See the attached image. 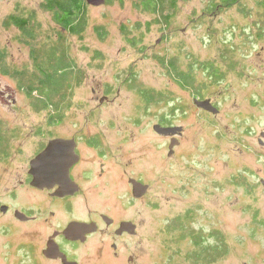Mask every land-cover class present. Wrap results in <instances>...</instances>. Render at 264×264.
<instances>
[{
    "label": "rangeland",
    "instance_id": "obj_1",
    "mask_svg": "<svg viewBox=\"0 0 264 264\" xmlns=\"http://www.w3.org/2000/svg\"><path fill=\"white\" fill-rule=\"evenodd\" d=\"M43 1L0 0V50L5 53L0 61V127L18 132L10 158L0 160V203L17 205V199L29 195L20 187L14 198L9 187L23 175L46 137L45 128L53 129L48 112L58 114V104L64 112L55 131L86 123L115 148L113 169L150 185L143 218L144 242L152 245L145 250L177 249L165 244L168 231L175 233L182 238L177 244L181 250L170 255L177 254L185 264L183 250L190 245L199 249L190 242L195 234L209 255L215 244L225 242L227 252L218 264H264V189L258 182L264 178V32L258 30V1L211 9L220 0H179L172 12L159 9L165 1L153 11L143 0H109L88 6L80 37L64 31ZM27 13L39 24L30 43L8 23L9 14ZM166 14L171 15L164 19ZM95 26L104 30L103 38ZM53 43L56 48H49ZM48 48L42 62H64L74 77L79 70L82 74L65 96L55 86L41 88L50 100L37 91L28 94L37 77L33 54ZM171 61L189 76L179 82ZM213 69L222 78L216 79ZM106 95L108 100L101 102ZM147 96L153 100L146 101ZM195 98H210L218 113L197 106ZM42 100L54 106L42 109ZM156 123L184 128L172 154L170 136L157 133ZM127 176L113 178V186L127 183ZM180 220H185L182 225L169 229ZM35 242L34 231L13 210L0 211V264H38L35 248L29 246Z\"/></svg>",
    "mask_w": 264,
    "mask_h": 264
},
{
    "label": "flooded vegetation",
    "instance_id": "obj_2",
    "mask_svg": "<svg viewBox=\"0 0 264 264\" xmlns=\"http://www.w3.org/2000/svg\"><path fill=\"white\" fill-rule=\"evenodd\" d=\"M104 100H108L107 95L101 98V102ZM60 123L53 122V129L49 125V131L45 128L46 137L30 157L23 175L13 179L17 182L9 187L14 198L20 187H24L29 195L17 199V205L0 203V206H7L3 213L13 210L15 216L18 210L28 217L23 222L36 236V242L29 245L35 248L34 261L38 264H181L180 256L170 255L172 251L180 253L178 246L167 253L166 249L160 250L162 253L154 248L145 250L147 245H152L144 242L147 234L144 233L143 202L149 189L145 194L135 196L130 179L145 182L128 177L126 172L121 175L120 170L112 168L110 158L117 152L103 142L101 133L80 122L71 123V131H62V127L55 131ZM52 139L67 140L60 151L65 157L69 153L70 156L58 161L60 167L57 170H46L53 177L42 179V186L32 185L30 160ZM51 166L52 163L47 162L45 169ZM117 166L121 168V165ZM126 176L127 183L113 186V178L124 179ZM263 181L264 178L260 177L258 182L264 189ZM259 183L256 187L260 186ZM58 192L68 193L56 195ZM260 223L264 226V221ZM254 230L260 232L261 229ZM197 244L199 249L190 245L183 250L185 260L188 259L185 264H208L207 258L218 264L224 250L227 252L222 240L216 244L215 254L209 257L203 252L201 242Z\"/></svg>",
    "mask_w": 264,
    "mask_h": 264
},
{
    "label": "trees",
    "instance_id": "obj_3",
    "mask_svg": "<svg viewBox=\"0 0 264 264\" xmlns=\"http://www.w3.org/2000/svg\"><path fill=\"white\" fill-rule=\"evenodd\" d=\"M166 2L164 6L160 7V4ZM179 0H161L160 3L158 0H143V3L146 4L147 8L151 6L150 8L153 11H156L159 7L160 10H163L164 8L171 9L172 12L175 11L177 2ZM241 0H220V4H216L215 7L211 5V9H215L216 7H219L222 5V7H230L233 6L236 3H239ZM258 1V10L256 11L257 17L259 18V24H258V30L261 32H264V0H257ZM109 2V0H106L105 3ZM43 8L50 11L52 14L53 20L68 34L70 35H76V36H82V32L87 27L88 23V15H87V8L88 4L85 0H44L43 1ZM171 14H166L163 18L167 19ZM258 21V20H257ZM8 23L14 24L18 29L22 31V33L25 35V42L30 43V41L36 40L38 33H39V24L36 26L34 25V17L30 13H27L26 15L23 14H9L8 16ZM95 29L98 36L103 38L104 36V30L98 26H95ZM56 43H53L49 46V48H56ZM47 49L42 54H33L34 59V65L37 72V77L32 82L31 88L28 87V94L32 95L33 91H37V93L42 96V98H47V93L43 92L41 90H53L55 89V92H63L62 96H65L66 90L69 89L71 91V87H69L72 84V81L74 79L75 86L78 85V82L82 78L81 71H77V75L71 74V67L66 66V68H63L65 64L64 62H61L59 64H56L54 66L51 62H48L47 60L45 62H42L43 59H45L46 53L51 50ZM4 51L0 50V61L4 60ZM61 58V57H60ZM67 57H63L62 59H66ZM1 63V62H0ZM63 64V65H62ZM60 67H59V66ZM67 65V64H66ZM50 68V69H48ZM170 68L174 69L175 77L180 81L186 79L189 74L188 72L184 70H179L178 67L174 65V63L170 62ZM209 70L208 68H205ZM216 79H219L221 77L220 72L216 69L212 70L211 73ZM222 78V77H221ZM183 85V84H181ZM55 86V87H54ZM34 87V88H33ZM53 89H52V88ZM51 88V89H49ZM138 92L141 94V90ZM44 96V97H43ZM145 96V95H144ZM48 99V98H47ZM50 100V99H48ZM153 97L147 96L146 101H152ZM42 106L40 108L47 110L48 108L53 107L54 105H50L46 100H42L40 102ZM56 104L54 107L56 110H58V114H53V111L48 112V120L52 119V121H59L62 117V112H64L63 106ZM165 119H163L164 121ZM168 124V123H167ZM18 132H14L13 130H10L9 132H3L0 127V160L7 159L10 155V148H13V141L17 139ZM185 221V220H184ZM183 220L180 221H174L169 229H173L172 225L175 223H181L184 222ZM181 228H178L181 230V232L184 231L185 228L183 226H180ZM168 242H166L169 246L179 244L182 240V238L177 239V235L175 233L169 232ZM172 233V235H171ZM187 234L191 236L192 233H190V229L187 228ZM192 242L199 243V238L192 234ZM183 237V234L181 235ZM219 239V238H218ZM222 244H224V247H226L225 242L222 240ZM204 248V246H202ZM208 250L206 251L207 256H211L212 254H215V250L217 248V245L215 244L214 248L211 249V254L209 255V248L206 247ZM225 249V248H224ZM225 252V250H224ZM207 258V257H206ZM211 258H207V261L210 262Z\"/></svg>",
    "mask_w": 264,
    "mask_h": 264
},
{
    "label": "water",
    "instance_id": "obj_4",
    "mask_svg": "<svg viewBox=\"0 0 264 264\" xmlns=\"http://www.w3.org/2000/svg\"><path fill=\"white\" fill-rule=\"evenodd\" d=\"M85 1L88 5H92V6H100L106 2V0H85ZM194 103L197 106L213 114H217L219 111L218 108L212 104L210 98H206V99L195 98ZM153 128L159 134L170 136L169 154H172L174 146L179 144L178 135L182 134L183 127L180 125L165 126L162 125L161 123H156L153 125ZM67 142H68L67 140H63V139H52L44 150L39 152L34 158L30 160V174L33 177L31 182L32 185L42 186L43 185L42 179L53 177L52 174H47L46 170H57V167H60L58 161H64L69 158L70 153L69 156L65 157V154L61 153L60 151L62 144H66ZM54 154H57V156H55ZM47 162L52 163V166L49 169H45V164ZM68 165L64 168L65 176L68 172L67 169ZM130 182L132 183L133 193L135 196L143 195L149 189L148 184L142 183L134 178H131ZM66 193L68 192H58L56 193V195H64ZM6 210H7L6 205L0 206V211L5 212ZM15 216L17 219L22 221L28 219L25 213L18 210L15 211Z\"/></svg>",
    "mask_w": 264,
    "mask_h": 264
}]
</instances>
